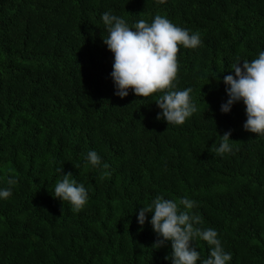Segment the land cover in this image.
Wrapping results in <instances>:
<instances>
[{"label":"trees","instance_id":"trees-1","mask_svg":"<svg viewBox=\"0 0 264 264\" xmlns=\"http://www.w3.org/2000/svg\"><path fill=\"white\" fill-rule=\"evenodd\" d=\"M105 12L132 30L161 15L200 33L178 53L175 90L191 88L198 109L183 125L157 119L161 93L115 95ZM261 51L264 0H0V190L12 193L0 198V264H172L171 241L153 248L152 214L138 223L157 197L180 211L194 201V227L217 231L228 264H264V137L244 129L243 101L221 111L231 66ZM68 173L88 193L79 213L53 196ZM191 243L201 264L210 246Z\"/></svg>","mask_w":264,"mask_h":264},{"label":"clouds","instance_id":"clouds-1","mask_svg":"<svg viewBox=\"0 0 264 264\" xmlns=\"http://www.w3.org/2000/svg\"><path fill=\"white\" fill-rule=\"evenodd\" d=\"M101 19L108 31L103 43L114 55L111 77L117 89L115 95L123 99L132 90L137 97L148 98L161 93L155 103L162 110L157 119L163 118L168 125H183L198 109L191 100V88L175 90L179 71L178 53L181 46L191 49L200 46V33H190L161 15H156L150 24L140 19L134 26L135 30L111 12H105ZM231 68L235 76L224 78L225 85L229 86L226 89L229 99L221 106V111L229 113L236 102L243 101L247 115L244 129L264 137V51L259 52L258 58L251 62H237ZM230 135L231 132H226L220 136L219 147L212 145L216 153L223 155L232 151ZM87 161L93 168L101 164L95 151L88 153ZM103 167L106 169L109 166L104 164ZM16 183L14 177L8 180L10 186ZM11 195L10 189L0 190V198L7 199ZM53 196L62 202H69L71 211L75 213L82 211L88 201L85 186L78 184L71 173L57 180ZM180 204L185 211H180L176 202L157 197L147 207L140 208L138 223L141 226L145 223L146 213L152 214L150 223L158 237L153 248H160L166 241H171L172 264H197L200 253L191 242L198 237L210 246V255L201 264H228L232 256L225 252L217 231L194 227L201 223L199 215L191 214L195 202L185 198Z\"/></svg>","mask_w":264,"mask_h":264}]
</instances>
